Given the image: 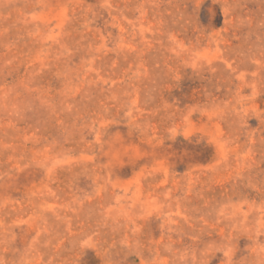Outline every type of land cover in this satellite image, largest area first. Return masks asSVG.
Here are the masks:
<instances>
[{
	"label": "rangeland",
	"instance_id": "obj_1",
	"mask_svg": "<svg viewBox=\"0 0 264 264\" xmlns=\"http://www.w3.org/2000/svg\"><path fill=\"white\" fill-rule=\"evenodd\" d=\"M0 264H264V0H0Z\"/></svg>",
	"mask_w": 264,
	"mask_h": 264
}]
</instances>
